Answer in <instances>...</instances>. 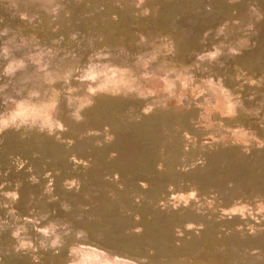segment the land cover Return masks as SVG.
I'll list each match as a JSON object with an SVG mask.
<instances>
[{
	"label": "rangeland",
	"instance_id": "obj_1",
	"mask_svg": "<svg viewBox=\"0 0 264 264\" xmlns=\"http://www.w3.org/2000/svg\"><path fill=\"white\" fill-rule=\"evenodd\" d=\"M0 128V264H264V0H0Z\"/></svg>",
	"mask_w": 264,
	"mask_h": 264
},
{
	"label": "clouds",
	"instance_id": "obj_2",
	"mask_svg": "<svg viewBox=\"0 0 264 264\" xmlns=\"http://www.w3.org/2000/svg\"><path fill=\"white\" fill-rule=\"evenodd\" d=\"M23 113H21V115H22ZM7 125H8V122L7 121H4L3 122V127H7ZM3 129L2 128H0V131H2ZM113 155H115V153H113ZM145 187H146V185H145ZM193 196L195 195V193H193L192 194ZM187 227L189 228V229H191V228H193V225L192 224H188L187 225ZM139 231V230H138Z\"/></svg>",
	"mask_w": 264,
	"mask_h": 264
}]
</instances>
